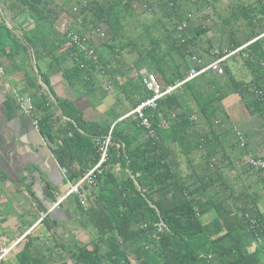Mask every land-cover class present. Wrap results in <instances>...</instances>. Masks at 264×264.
Returning <instances> with one entry per match:
<instances>
[{
	"label": "trees",
	"instance_id": "1",
	"mask_svg": "<svg viewBox=\"0 0 264 264\" xmlns=\"http://www.w3.org/2000/svg\"><path fill=\"white\" fill-rule=\"evenodd\" d=\"M217 1L43 0L35 4L16 0L19 13L29 7L38 15L36 27L24 32V37L15 35L6 23L0 27V56L13 60L29 57L32 47L39 62L51 36L55 48L50 52L56 57L51 66L63 70L72 87L79 83L88 90L95 84V70H107L109 79L120 87L121 78L133 70L140 72L143 65L157 74L164 86L175 85L193 66L192 55L209 63L216 58V51L222 55L226 49L252 41L231 57L242 59L252 74L250 81L239 80L230 66L223 75L210 71L187 81L159 99L156 110L147 111L156 127L155 137L135 114L120 120L123 114L112 109V120H88L71 100L58 98L35 77L29 78L28 91L40 113L41 134L54 145L53 153L71 183L100 161L101 142L112 129L108 158L95 182L86 183L82 190L86 203L80 194L69 198L97 234L74 253L75 264H264V240L257 242L260 236L264 239V212L257 193L244 187L237 197L242 201L236 202L232 193L215 187L221 165L212 159L217 155L210 149L220 137L226 150L230 131H221L229 128L230 117L222 101L230 92H237L251 113L264 115V99L259 100L255 93V87L264 89V0H236L227 15L217 11ZM75 6L83 17L82 24L75 22L80 32L99 27L106 33L105 38L99 36L98 43L90 34L98 65L60 31L58 36L56 22L73 16ZM149 11L162 22L157 35L147 23L145 30L134 34L140 17ZM181 23H186L183 33L178 29ZM182 35L187 37L185 42ZM61 47L72 60L66 68H62L66 61L62 64L57 57ZM126 53L135 54L131 62ZM39 74L49 85L41 68ZM142 78L140 73L124 85L129 87L133 108L152 95ZM177 143L184 155L206 152L198 170L182 175L173 169L169 156L175 155ZM240 153L243 172L254 170L264 184V168L249 163L252 156H264L249 154L245 148ZM210 213L212 219L205 220ZM32 246L28 240L20 253L23 264L31 258L28 250ZM0 264L6 263L1 259Z\"/></svg>",
	"mask_w": 264,
	"mask_h": 264
},
{
	"label": "crops",
	"instance_id": "2",
	"mask_svg": "<svg viewBox=\"0 0 264 264\" xmlns=\"http://www.w3.org/2000/svg\"><path fill=\"white\" fill-rule=\"evenodd\" d=\"M30 1L35 4L43 2ZM15 3L16 0H0V27L6 23L15 35L24 37V32H31L36 27L38 15L31 12L29 7L19 13ZM58 24L59 20L56 22L57 29ZM57 33L59 36V29ZM55 36L58 37L57 34ZM50 39L51 36L46 39L49 48L43 50L44 56L39 62L32 47L29 48V57L13 60L10 56H0V63L5 69L4 74L0 73V257L4 248H10L19 240L0 258L6 264H23L19 256L28 240L33 246L28 250L31 258L25 263L75 264L74 253L97 236L96 230L83 218L75 203L69 202L70 195L55 206L67 193L71 182L67 180L66 170L53 153L54 145L35 127L33 117L19 103L20 98L31 96L28 91L29 78L35 77L46 91H53L58 98L71 100L83 116L91 121L112 120L109 115L112 109L123 114L121 120L129 117L127 114L133 108L129 87L124 85H129L128 79L138 77L135 70L121 78L120 87L116 82L110 92L105 89L110 80L105 69L95 70V84L91 90L79 83L74 88L63 70L56 64L51 66V63L56 62V57L50 52V48H55V43L50 44ZM95 39L96 43L100 41L98 35H95ZM65 51V47L56 51L61 63L66 61L62 68L69 66L72 61ZM239 61V58H230L227 66L231 67L239 80L250 81V70L244 64L242 68V61ZM40 68L49 77L50 86L39 74ZM50 95L55 99V96ZM222 103L230 120L229 128L221 132H230L225 142L226 150L220 137L213 140V147L210 148L214 151L213 155H217L212 159L221 165L215 187L223 188L225 193H232L236 202L242 201L237 197L243 194L244 187L253 188L250 191L257 193L258 205L264 212V184L254 170L243 172V153H240L241 148H245L249 154L264 156V115L251 113L237 92H230ZM235 141V146L227 148L229 143ZM175 147V155H170L169 159L173 169L182 175L198 170L200 163L205 161L206 152L203 150L184 155L178 143ZM212 217L211 213L204 216L205 220Z\"/></svg>",
	"mask_w": 264,
	"mask_h": 264
},
{
	"label": "built area",
	"instance_id": "3",
	"mask_svg": "<svg viewBox=\"0 0 264 264\" xmlns=\"http://www.w3.org/2000/svg\"><path fill=\"white\" fill-rule=\"evenodd\" d=\"M80 11V8L78 6L74 7V13L73 16H68L66 18H63L62 21L58 24L59 31L65 35V37L73 44L75 45L81 52H83L89 59H92L95 63L99 62L98 55L96 53L95 48L92 45L90 34L92 33L93 36L98 35L101 38H105L106 33L101 28H92L89 33H83L80 32L76 26L75 22L82 24L83 23V17L80 16L78 13ZM77 14V15H76ZM76 15V17H75ZM189 17H192V13H189ZM179 31L183 33L186 29V23L179 24L178 27ZM187 39L186 36L182 35L181 40L182 42H185ZM248 44V43H247ZM247 44L234 48V49H226L222 55H219V52L216 51L217 55L216 58L213 59L209 63H203V60L198 57L197 55H192L191 60L193 62V66L190 68L188 74L183 78L182 80H179L175 85H169L164 86L161 81L158 78V75L154 72H146L142 74L143 83L146 86V88L152 92V95L144 100L142 103H140L138 106L133 108L127 116L130 115H137L138 118H140V124L145 126L149 129L150 135L155 137L157 135L156 127L153 124L152 118L147 113L149 109L156 110L158 108V102L159 99H161L163 96L167 94L173 93L178 87H181L184 83L187 81H190L196 77H199L202 74H206L210 71H213L214 73L218 75H223L225 73L226 66L228 64V60L233 56L241 52V50L247 46ZM199 65H201L199 67ZM85 64H82L81 67H84ZM0 73L4 74L5 69L4 66L0 63ZM114 85L113 80H109L106 85L105 89L107 91H111ZM255 93L259 100L264 99V89L261 87H255ZM19 103L21 107L29 114V116L33 117L34 125L37 129H40V117L36 112V107L33 103V99L31 96H25L19 99ZM196 119V117H194ZM111 133L112 129L110 131V134L105 137L101 142V151H102V157L100 161L91 169H89L85 175L80 178L75 183H70V188L65 193L63 197L60 198V200L55 204V206H58L59 203L66 198L68 195L71 194H80L82 195V202L86 203V197L82 194V190L84 188V185L86 183H94L95 179L97 177V172L101 168V165L107 160L108 158V149L111 144ZM216 162V160H215ZM249 163L254 166L257 169L264 168V157H255L252 156L249 159ZM252 222L256 223L255 218H252ZM262 236L258 237L257 242L258 244L263 243ZM12 247L10 248H4L2 250L1 255L4 256ZM1 256V258H2Z\"/></svg>",
	"mask_w": 264,
	"mask_h": 264
},
{
	"label": "rangeland",
	"instance_id": "4",
	"mask_svg": "<svg viewBox=\"0 0 264 264\" xmlns=\"http://www.w3.org/2000/svg\"><path fill=\"white\" fill-rule=\"evenodd\" d=\"M155 1H158V0H155ZM235 2H236V0H219L216 3L217 11L218 12H222L224 15H227V14L231 13L232 6L234 5ZM145 23H147L148 25L151 26V31L154 32L156 35H157L161 25H162V22L160 21L159 17L157 15L153 14L152 11H149L148 13H145L144 15H142L140 17L139 22L137 23V28L134 29V34L137 33V32L145 30ZM203 42L207 43V40H206L205 37L203 39ZM250 42H252V41H250ZM126 54H127L126 55V59H131V58L135 57V54H128V53H126ZM240 59L241 58H239V60ZM241 61H242V59H241ZM241 61H239V62L241 63ZM242 65H243V61L241 63V66ZM244 67L245 66L243 65L242 68H244ZM149 71L150 70H149L148 66L147 65H143L141 71L137 72L136 74H140L141 72L146 73V72H149ZM260 189H261V192H262V188H260ZM18 241L19 240L14 242L12 245L13 246L17 245Z\"/></svg>",
	"mask_w": 264,
	"mask_h": 264
}]
</instances>
